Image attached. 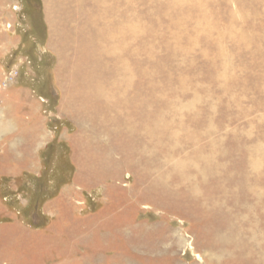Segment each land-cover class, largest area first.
Wrapping results in <instances>:
<instances>
[{"label":"rangeland","instance_id":"rangeland-1","mask_svg":"<svg viewBox=\"0 0 264 264\" xmlns=\"http://www.w3.org/2000/svg\"><path fill=\"white\" fill-rule=\"evenodd\" d=\"M0 264H264V0H0Z\"/></svg>","mask_w":264,"mask_h":264}]
</instances>
